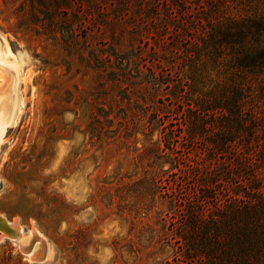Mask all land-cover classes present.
<instances>
[{
  "label": "rangeland",
  "instance_id": "obj_1",
  "mask_svg": "<svg viewBox=\"0 0 264 264\" xmlns=\"http://www.w3.org/2000/svg\"><path fill=\"white\" fill-rule=\"evenodd\" d=\"M136 2L0 0V217L44 257L2 238L0 264L204 261L180 234L190 209L204 220L224 200L222 158L182 125L188 41Z\"/></svg>",
  "mask_w": 264,
  "mask_h": 264
},
{
  "label": "trees",
  "instance_id": "obj_2",
  "mask_svg": "<svg viewBox=\"0 0 264 264\" xmlns=\"http://www.w3.org/2000/svg\"><path fill=\"white\" fill-rule=\"evenodd\" d=\"M135 1L160 5L188 41L175 86L187 107L182 125L190 142L208 140L211 161L222 158L210 183L228 186L206 219L188 211L184 255L264 264V0Z\"/></svg>",
  "mask_w": 264,
  "mask_h": 264
},
{
  "label": "bare ground",
  "instance_id": "obj_3",
  "mask_svg": "<svg viewBox=\"0 0 264 264\" xmlns=\"http://www.w3.org/2000/svg\"><path fill=\"white\" fill-rule=\"evenodd\" d=\"M10 120H11L10 116L6 117V114L2 113L0 110V138L4 135V132L7 128V126H9V124H10ZM8 226L10 227V229L12 230V233H13L12 236H10V239L13 240L14 242H16V244L20 247V249L22 251H24V249L27 248L25 245H26L27 241H29V240H27V239L24 240L25 237L23 235L24 232L22 231V228L20 226H18L16 222L8 223ZM30 236H31V234H30ZM32 236H34V234H32ZM3 237H5V234H2V236H0V240ZM33 253H34V251H32L31 253L28 254V257L32 258V260L35 259L33 256Z\"/></svg>",
  "mask_w": 264,
  "mask_h": 264
},
{
  "label": "water",
  "instance_id": "obj_4",
  "mask_svg": "<svg viewBox=\"0 0 264 264\" xmlns=\"http://www.w3.org/2000/svg\"><path fill=\"white\" fill-rule=\"evenodd\" d=\"M0 234H1V236H2V234H5V237H3V238H8V239H10V236H12V234H13L12 230L8 226V223L2 218H0ZM32 246L33 245H31V247H29V249L25 248L24 251H23L24 254L28 255L29 253H31L32 250H33ZM33 256L35 258L33 261H35V262H42L43 259H44L43 256L41 258L38 257L37 252H34Z\"/></svg>",
  "mask_w": 264,
  "mask_h": 264
}]
</instances>
